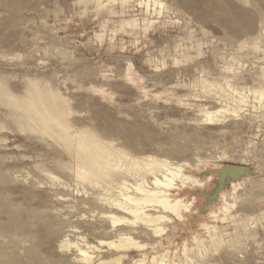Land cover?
I'll return each instance as SVG.
<instances>
[{
    "label": "rangeland",
    "instance_id": "374dc122",
    "mask_svg": "<svg viewBox=\"0 0 264 264\" xmlns=\"http://www.w3.org/2000/svg\"><path fill=\"white\" fill-rule=\"evenodd\" d=\"M59 97L68 135L188 177L166 189L184 218L113 223L114 186L140 177L80 174L75 137L28 115ZM228 164L249 172L208 201ZM85 244L91 264H264V0H0V264Z\"/></svg>",
    "mask_w": 264,
    "mask_h": 264
},
{
    "label": "bare ground",
    "instance_id": "6f19581e",
    "mask_svg": "<svg viewBox=\"0 0 264 264\" xmlns=\"http://www.w3.org/2000/svg\"><path fill=\"white\" fill-rule=\"evenodd\" d=\"M114 2H115V0H114ZM237 8H238V10L240 9V7H238V6H237ZM233 12H235V11H233ZM56 102L57 103L55 104V106H54V104L51 105L47 111L42 109V108H37L36 105L33 107H30L28 115L30 116V118H31V115L33 117H35V119L37 120L36 124L41 125L42 128L46 129L47 131H49V130L59 131L57 133V135L59 137H62V138L64 136L65 137H67V136L75 137L76 140H74L75 141L74 144L76 145L77 151L79 152V156H78L79 161H80V163H82L81 166L77 165L78 166V172L80 174H82V175L91 174L92 176H95V178H96V176H98V175L99 176L107 175L110 171L119 172L122 169L121 167H123V171H121L122 173H125V174L132 173V174L138 175L140 177L139 182H135L133 184H130V183L126 182V180L124 179V180H120V181L118 180L119 182H117V185L114 186V191L116 193L114 194V196H111L106 200V204H108L110 208H112V209L116 210L118 213L122 214V216H120V215L117 216V215H113V214L112 215L106 214L107 217H110L111 220L113 219V221H112L113 223L119 221L122 224H125L126 221L128 220V218H126L123 215H130L132 217L134 216V218L136 217L137 219L136 218L135 219L139 220V221H141L140 220L141 218H143V219L148 218L149 219L150 216H148L147 209H146L147 215H145V212H144V210H145L144 207L146 205L148 206V204L155 205L156 207L157 206L166 207L165 208L166 210L171 209L180 218H184V215L187 212H189V211H187L188 208L186 209V207H185L186 206L185 203H181V206H179L178 203H176V202H179V199H175V198L169 199L167 196V193H166V191H167L166 189L172 187L174 179L180 177L179 175H182V177H185V179H187L188 177L184 176L182 173L179 174L180 172H175V170H173L170 167V164L167 161H158V160H155L153 158L152 159H146L144 161L143 160L140 161L139 159H136L139 157H136L135 159L134 158L121 157V156L114 157L115 155L113 156L111 153H109V151L107 152L104 149H102V147L99 146L100 144H98L96 141L93 140V138H92L93 136H90V138H92V139H90L88 137L79 136L76 134L75 135H72V134L68 135L67 128H66L67 127V125H66L67 118L63 117V113L61 110L63 107V104H65L64 99L59 97L58 99H56ZM238 102H239V100H238ZM71 114H73V113H71ZM210 117H211V113H207V119H211ZM48 120L50 122L54 123V125L51 124L52 127H50V125L46 126V127L43 125ZM71 133H73V132H71ZM83 133H84V131H83ZM68 140H69V138H68ZM140 151H138V152H140ZM124 153H126V152H124ZM120 155H121V153H120ZM122 155H125V154H122ZM76 170H75V172H76ZM136 170H139V171L141 170V172L143 171V172H147L148 174H150L151 175L150 180H145L144 178H142V176ZM109 175L111 178L112 174H109ZM182 177H180L181 180L184 179V178L182 179ZM107 179H108V177H107ZM194 180H196V179H194ZM95 182H93V183L95 184ZM194 182H196V181H194ZM147 183L150 184L151 186L148 185ZM196 183H198V182H196ZM61 195L65 196L64 194H61ZM175 203H176V206L174 205ZM177 206H179V207H177ZM106 212H108V211H106ZM109 212H112V211H109ZM154 218L157 219L158 216L156 215V216H154ZM158 219H160V218H158ZM136 220H134V221H136ZM146 221H147V219H146ZM129 223H130V220H129ZM142 223H144V222H142ZM154 223H155V221H154ZM126 224H128V223H126ZM158 227H153V228L155 229V231H159ZM120 236L122 238V237H124V234L121 233ZM124 239L126 240V238H122L120 240H122L124 242ZM119 242L121 243V241H119ZM83 246H85V248H82L80 246H76L77 247L76 255L74 256L73 261L78 262L79 264H91V261H93L92 260L93 256L90 254V252H91V249L93 248V246H91L89 244H85ZM120 246H121V244H120ZM116 249H117V247H116ZM153 258H155V257H153ZM162 260L163 259H161V258L158 261L152 260L151 263L152 264H163ZM98 261L99 260H97V264H101V263L103 264V261L102 262L101 261L98 262Z\"/></svg>",
    "mask_w": 264,
    "mask_h": 264
},
{
    "label": "water",
    "instance_id": "95a60500",
    "mask_svg": "<svg viewBox=\"0 0 264 264\" xmlns=\"http://www.w3.org/2000/svg\"><path fill=\"white\" fill-rule=\"evenodd\" d=\"M247 172H249V168L247 166L235 164L222 165L219 168L210 171L209 173L217 174V185L215 181V187L211 192L212 196H209L208 201H210L211 197L217 196V194L223 189L226 181H229V179H235L237 177L240 178Z\"/></svg>",
    "mask_w": 264,
    "mask_h": 264
}]
</instances>
